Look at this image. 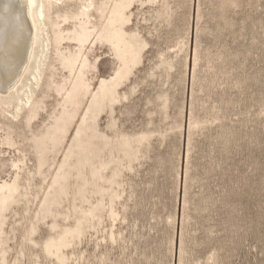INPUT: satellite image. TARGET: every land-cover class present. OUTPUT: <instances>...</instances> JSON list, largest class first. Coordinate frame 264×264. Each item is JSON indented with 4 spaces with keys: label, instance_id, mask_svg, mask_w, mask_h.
Instances as JSON below:
<instances>
[{
    "label": "rangeland",
    "instance_id": "obj_1",
    "mask_svg": "<svg viewBox=\"0 0 264 264\" xmlns=\"http://www.w3.org/2000/svg\"><path fill=\"white\" fill-rule=\"evenodd\" d=\"M34 9L0 95V264H264V0Z\"/></svg>",
    "mask_w": 264,
    "mask_h": 264
},
{
    "label": "bare ground",
    "instance_id": "obj_2",
    "mask_svg": "<svg viewBox=\"0 0 264 264\" xmlns=\"http://www.w3.org/2000/svg\"><path fill=\"white\" fill-rule=\"evenodd\" d=\"M36 2L0 0V95L16 92L34 56L35 17L41 15Z\"/></svg>",
    "mask_w": 264,
    "mask_h": 264
}]
</instances>
